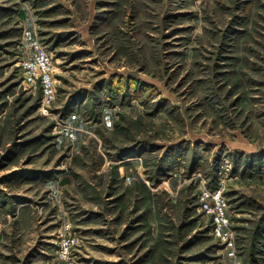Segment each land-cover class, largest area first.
<instances>
[{"label": "rangeland", "instance_id": "obj_1", "mask_svg": "<svg viewBox=\"0 0 264 264\" xmlns=\"http://www.w3.org/2000/svg\"><path fill=\"white\" fill-rule=\"evenodd\" d=\"M0 264H264V0H0Z\"/></svg>", "mask_w": 264, "mask_h": 264}, {"label": "built area", "instance_id": "obj_2", "mask_svg": "<svg viewBox=\"0 0 264 264\" xmlns=\"http://www.w3.org/2000/svg\"><path fill=\"white\" fill-rule=\"evenodd\" d=\"M25 81L29 85L39 83L41 87V104L50 105L56 97L53 81L52 58L44 45L35 47L32 57L21 62ZM199 208L211 217L212 234L226 243L228 254L233 255V236L230 226L228 204L222 187L210 188L203 186L198 193Z\"/></svg>", "mask_w": 264, "mask_h": 264}]
</instances>
